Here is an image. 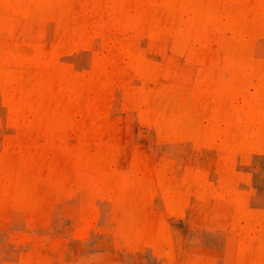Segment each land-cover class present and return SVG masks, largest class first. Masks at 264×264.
<instances>
[{"label": "rangeland", "instance_id": "1", "mask_svg": "<svg viewBox=\"0 0 264 264\" xmlns=\"http://www.w3.org/2000/svg\"><path fill=\"white\" fill-rule=\"evenodd\" d=\"M0 264H264V0H0Z\"/></svg>", "mask_w": 264, "mask_h": 264}]
</instances>
